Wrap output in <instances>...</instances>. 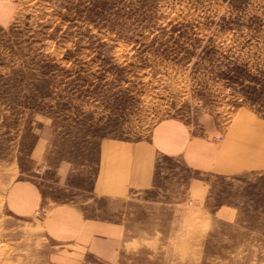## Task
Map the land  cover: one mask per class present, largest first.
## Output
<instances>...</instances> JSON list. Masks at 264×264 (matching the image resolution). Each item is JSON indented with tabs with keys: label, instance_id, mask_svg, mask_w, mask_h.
I'll use <instances>...</instances> for the list:
<instances>
[{
	"label": "rangeland",
	"instance_id": "obj_1",
	"mask_svg": "<svg viewBox=\"0 0 264 264\" xmlns=\"http://www.w3.org/2000/svg\"><path fill=\"white\" fill-rule=\"evenodd\" d=\"M251 119L264 0H0V264H264V171L193 163ZM165 120L185 160L152 152Z\"/></svg>",
	"mask_w": 264,
	"mask_h": 264
},
{
	"label": "crops",
	"instance_id": "obj_2",
	"mask_svg": "<svg viewBox=\"0 0 264 264\" xmlns=\"http://www.w3.org/2000/svg\"><path fill=\"white\" fill-rule=\"evenodd\" d=\"M157 140L151 146L152 152L174 156L185 160L186 132L176 120H165L154 129ZM212 135V136H211ZM215 134L195 137L193 141V163L197 169L214 174L233 175L243 171H264V120H243L231 128L224 139L215 140ZM145 142L133 144L125 182L130 185L147 184L150 180L152 160L144 154ZM143 149V150H140ZM153 154V157L155 156Z\"/></svg>",
	"mask_w": 264,
	"mask_h": 264
}]
</instances>
